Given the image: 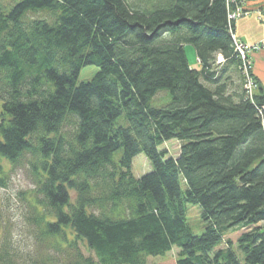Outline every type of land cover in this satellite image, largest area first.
<instances>
[{"label": "trees", "instance_id": "obj_1", "mask_svg": "<svg viewBox=\"0 0 264 264\" xmlns=\"http://www.w3.org/2000/svg\"><path fill=\"white\" fill-rule=\"evenodd\" d=\"M243 1L0 0V158L28 155L34 185L18 198L32 247L6 231L0 264H148L174 248L156 264H264V93L244 89L228 19ZM85 66L98 71L78 83ZM140 153L152 171L137 178Z\"/></svg>", "mask_w": 264, "mask_h": 264}, {"label": "rangeland", "instance_id": "obj_2", "mask_svg": "<svg viewBox=\"0 0 264 264\" xmlns=\"http://www.w3.org/2000/svg\"><path fill=\"white\" fill-rule=\"evenodd\" d=\"M243 5H244V1L241 3V7H239L242 12L241 17H244L248 14V12L243 9ZM28 17L48 18V15L45 13H39L37 15L29 14ZM239 18L235 19L234 22H236V20H238ZM247 46L250 48L257 46L258 48L252 50V52L249 53V58L247 61H249L250 63V68L247 69V73L243 72L242 70V77L244 81H246L247 78L250 80L252 79L251 81H254L253 80L254 77L252 75L251 54L262 49L264 44L256 43ZM184 50L190 67L193 69H199V64L196 58L194 48L192 46L187 45L185 46ZM219 62H221V58H219ZM97 71L98 69L95 66L83 67L78 75V83L90 80L96 74ZM258 87H259L258 84L257 85L255 84V89L253 90L252 93L253 95L251 96V98H253ZM244 89L247 93L245 84H244ZM156 101L154 98L151 101V105L153 107H162L170 102V97L167 92H160L158 96H156ZM180 146H181V142L172 139L164 142L158 148V150L160 151L165 150L167 152L166 158L176 157L179 154ZM121 154H122L121 150L116 152L114 154V160L118 161L119 158L121 157ZM29 159L30 157L26 155L21 159L19 163H17L16 165H11L9 162L0 158V180H2L3 182L1 183L0 181V224H1L0 241L5 236L6 231H11L13 241L16 242V245H18L22 249L23 255L26 254L28 248L29 250L31 249L32 240L27 234V230L23 225V218L24 216H26V212H27L25 211L26 206L24 202L18 198L21 192L28 191L34 186L33 180L30 175V167L28 165ZM131 171L134 177L137 178L152 171V167L143 153H140L133 158ZM181 185L182 188L184 189V184L181 183ZM185 211H186L187 225L189 226L191 232L197 236L201 235L204 231V224L200 217V209L197 206L186 204ZM235 251L237 254H239L237 248L235 249ZM177 252L178 249L174 248L171 252H168L164 255L149 256L147 257V263L148 264H156L162 262L168 263L170 261H173L175 263Z\"/></svg>", "mask_w": 264, "mask_h": 264}, {"label": "crops", "instance_id": "obj_3", "mask_svg": "<svg viewBox=\"0 0 264 264\" xmlns=\"http://www.w3.org/2000/svg\"><path fill=\"white\" fill-rule=\"evenodd\" d=\"M243 9L248 12L235 22V36L244 44H264V0H245ZM252 75L264 93V46L251 54Z\"/></svg>", "mask_w": 264, "mask_h": 264}, {"label": "built area", "instance_id": "obj_4", "mask_svg": "<svg viewBox=\"0 0 264 264\" xmlns=\"http://www.w3.org/2000/svg\"><path fill=\"white\" fill-rule=\"evenodd\" d=\"M234 1V0H230ZM241 10L239 7L236 8L235 11L230 12L228 15V19L231 21H234L235 19L241 17ZM233 42L235 45V53L237 54L238 58H240L242 62V70L243 72L247 73V69L250 68V63L248 60L249 58V53L252 52V50L258 48L257 46H254L252 48L248 47L247 45L243 44L240 42L234 35H233ZM252 80V79H251ZM250 79L247 78L245 82V87L247 90V95L249 98L253 95V90L255 89V84L253 83L254 81H251ZM261 118H262V125L264 126V108L261 111Z\"/></svg>", "mask_w": 264, "mask_h": 264}, {"label": "water", "instance_id": "obj_5", "mask_svg": "<svg viewBox=\"0 0 264 264\" xmlns=\"http://www.w3.org/2000/svg\"><path fill=\"white\" fill-rule=\"evenodd\" d=\"M0 228H1V224H0Z\"/></svg>", "mask_w": 264, "mask_h": 264}, {"label": "bare ground", "instance_id": "obj_6", "mask_svg": "<svg viewBox=\"0 0 264 264\" xmlns=\"http://www.w3.org/2000/svg\"><path fill=\"white\" fill-rule=\"evenodd\" d=\"M263 128H264V126H263Z\"/></svg>", "mask_w": 264, "mask_h": 264}]
</instances>
